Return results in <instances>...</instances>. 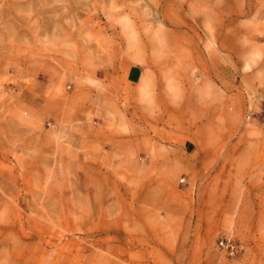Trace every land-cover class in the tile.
<instances>
[{
  "label": "crops",
  "instance_id": "obj_1",
  "mask_svg": "<svg viewBox=\"0 0 264 264\" xmlns=\"http://www.w3.org/2000/svg\"><path fill=\"white\" fill-rule=\"evenodd\" d=\"M99 32L105 44L76 33L77 42L92 43L104 54L86 69L93 88L88 84L85 92L64 96L49 69L40 80L44 91L23 82L17 95L24 105L57 121L32 127L24 111L16 122L20 134L0 145V163L7 159L21 168L14 174L28 173L25 161L40 156L86 158L100 173L119 176L114 188L103 191L118 196L120 234L135 246L78 249L69 264H218L214 240L229 231L243 246L232 264H264V123L244 119L249 93L264 90V60H240L244 73H233L228 88L202 78L197 106L188 90L167 87L162 70L172 67H162L147 51L128 57ZM63 111L65 120L59 121Z\"/></svg>",
  "mask_w": 264,
  "mask_h": 264
},
{
  "label": "rangeland",
  "instance_id": "obj_2",
  "mask_svg": "<svg viewBox=\"0 0 264 264\" xmlns=\"http://www.w3.org/2000/svg\"><path fill=\"white\" fill-rule=\"evenodd\" d=\"M103 5L106 12L100 11ZM99 29L128 57L147 51L162 67H172L162 70L167 87L188 90L197 106H202V78L228 88L233 73H244L240 60H264V0H0L1 146L20 134L16 122L24 111L32 127L57 121L46 110L24 105L23 82L44 91L41 81L49 69L64 96L85 92L88 84L93 88L86 69L104 54L88 46L92 43L77 42L76 33L105 44ZM103 81L108 82L94 80ZM262 104L264 90L249 93L246 122L262 121ZM60 119L65 120L64 111ZM24 165L28 173L14 174L21 168L7 159L0 163V264H69L78 249L135 246L120 234L118 196L103 191L117 185L118 175L100 173L86 158L36 156ZM108 198L116 199L115 205L103 207ZM162 207L159 217L168 208ZM222 237H231L239 251L233 257L220 254L218 264H232L243 246L229 231L215 238L214 248Z\"/></svg>",
  "mask_w": 264,
  "mask_h": 264
},
{
  "label": "built area",
  "instance_id": "obj_3",
  "mask_svg": "<svg viewBox=\"0 0 264 264\" xmlns=\"http://www.w3.org/2000/svg\"><path fill=\"white\" fill-rule=\"evenodd\" d=\"M251 114V112H250ZM250 114L248 116H250ZM261 119L264 123V104L261 106ZM217 247L220 253L225 257L236 256L239 251V246L231 237H222L217 242Z\"/></svg>",
  "mask_w": 264,
  "mask_h": 264
}]
</instances>
